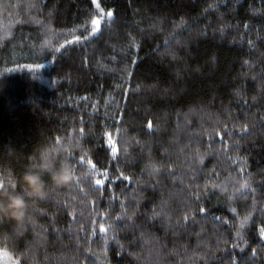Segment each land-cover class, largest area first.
<instances>
[{"label":"trees","instance_id":"obj_1","mask_svg":"<svg viewBox=\"0 0 264 264\" xmlns=\"http://www.w3.org/2000/svg\"><path fill=\"white\" fill-rule=\"evenodd\" d=\"M45 166L0 264H264V0H0V182Z\"/></svg>","mask_w":264,"mask_h":264},{"label":"clouds","instance_id":"obj_2","mask_svg":"<svg viewBox=\"0 0 264 264\" xmlns=\"http://www.w3.org/2000/svg\"><path fill=\"white\" fill-rule=\"evenodd\" d=\"M28 169L19 178L21 190L17 191V179L11 176L8 180L9 186L0 188V216L22 221L28 214L29 201L44 199L47 196V185L43 172ZM50 180L56 187H63L71 184L74 179V171L71 165L65 161L58 170H48Z\"/></svg>","mask_w":264,"mask_h":264},{"label":"snow or ice","instance_id":"obj_3","mask_svg":"<svg viewBox=\"0 0 264 264\" xmlns=\"http://www.w3.org/2000/svg\"><path fill=\"white\" fill-rule=\"evenodd\" d=\"M97 8H99V4H97ZM107 16L108 17H111L112 16V12H108L107 13ZM103 17V10H101V18ZM92 25H93V27H92V29H91V32H92V34L94 35V34H96L97 32H98V30H99V27H100V19L98 18V19H93L92 20ZM87 38V37H86ZM149 126H151V125H149ZM109 143L111 144V139L109 140ZM113 157L115 158V155H116V149H115V147L113 146ZM90 163V162H89ZM94 167V166H93ZM107 174L105 173V176H106ZM104 183V181L103 180H96V184L97 185H102ZM4 185H3V183L2 182H0V188H2ZM101 231H106V229H104V228H101L100 229ZM261 231V236H264V229H261L260 230Z\"/></svg>","mask_w":264,"mask_h":264}]
</instances>
